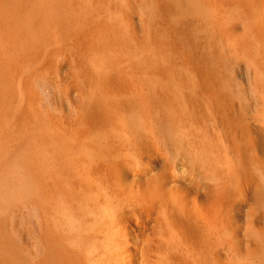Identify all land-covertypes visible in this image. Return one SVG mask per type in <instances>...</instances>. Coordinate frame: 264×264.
Instances as JSON below:
<instances>
[{"label":"bare ground","instance_id":"bare-ground-1","mask_svg":"<svg viewBox=\"0 0 264 264\" xmlns=\"http://www.w3.org/2000/svg\"><path fill=\"white\" fill-rule=\"evenodd\" d=\"M181 3L182 59L192 80L189 89L194 95L206 93V110L211 113L206 118L208 124L196 123L199 132L189 145L193 149L190 161L194 175L207 179L210 196L204 198L199 190L191 192L184 187L176 162L165 154L120 156L110 150L112 142L107 150L114 154L103 153L104 145L99 147L101 153H93L88 148L94 144L69 141L64 143H70L64 146H69L68 152L62 146L64 156L55 155L51 168L41 166L35 177L37 264H264V206L251 209L248 199L250 194L264 192V0ZM5 21L0 19L4 25ZM108 49L111 56L116 52L114 46ZM213 57L218 61H212ZM117 59L108 61L106 67L124 76L125 70L122 73L117 68L121 62ZM220 64L229 70L226 88L221 85ZM156 70L151 69L152 74ZM16 71L19 74L20 67ZM241 73L247 76L246 81L239 80ZM128 86L136 94L135 86ZM29 93L33 98L37 95ZM193 98L192 103L197 101ZM148 104L159 110L157 103ZM146 160L151 161L149 168L144 167ZM156 161L169 165L156 171ZM146 170L151 172L150 183L143 181ZM134 222L143 243L140 255L131 242Z\"/></svg>","mask_w":264,"mask_h":264},{"label":"rangeland","instance_id":"rangeland-1","mask_svg":"<svg viewBox=\"0 0 264 264\" xmlns=\"http://www.w3.org/2000/svg\"><path fill=\"white\" fill-rule=\"evenodd\" d=\"M4 1L0 9L4 14L0 17L6 20V25L0 22V264H37L35 177L41 166L51 168L55 155L64 156L60 148L65 151L70 143H64L69 141L92 143L88 149L93 153H101L104 145L103 153L120 156L165 154L176 162L184 187L199 190L204 198L210 196L207 179L194 175L190 161L189 145L199 132L196 123L205 126L211 113L206 110V93L194 95L189 89L192 80L182 59L181 0H0V5ZM108 41L116 50L112 56ZM18 58L23 59L22 67ZM112 59L121 61L117 68L127 71L126 78L125 72L120 78L119 71L106 67ZM218 68L226 88L229 70L222 64ZM151 69L157 72L152 74ZM245 76L241 73L239 80L246 81ZM129 84L136 94L128 90ZM29 92L37 93L36 97ZM192 98L200 110L198 105L194 108ZM148 99L159 110L147 106ZM120 140L132 146L123 144L124 148ZM108 142L115 145L109 144L115 152L107 150ZM168 165L156 161L154 167L161 171ZM150 166L146 160L144 167ZM145 172L143 181L150 183L151 172ZM263 194L249 195L251 209L264 206ZM246 214L249 211L242 215L243 222ZM133 227L131 242L140 255L143 243L136 222Z\"/></svg>","mask_w":264,"mask_h":264}]
</instances>
